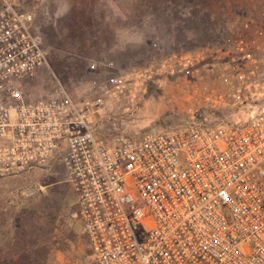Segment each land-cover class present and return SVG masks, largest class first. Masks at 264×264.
<instances>
[{"label":"built area","instance_id":"built-area-1","mask_svg":"<svg viewBox=\"0 0 264 264\" xmlns=\"http://www.w3.org/2000/svg\"><path fill=\"white\" fill-rule=\"evenodd\" d=\"M251 27L226 46L211 83L190 52L159 70L180 74L213 114L227 107V115L100 135L153 76L118 74L77 97L59 84L27 100L22 84L48 66L47 53L32 13L3 0L0 180L58 170L94 264H264V30Z\"/></svg>","mask_w":264,"mask_h":264},{"label":"rangeland","instance_id":"rangeland-1","mask_svg":"<svg viewBox=\"0 0 264 264\" xmlns=\"http://www.w3.org/2000/svg\"><path fill=\"white\" fill-rule=\"evenodd\" d=\"M9 1L32 13L47 53L48 66L22 84L27 100L59 84L77 97L118 74L153 76L114 108L116 119L104 121L100 135L115 127L138 137L227 115V107L213 114L187 79L160 74V67L190 52L211 83L226 46L239 34L249 37L245 25L264 30V0ZM73 195L58 170L1 179L0 264H94L80 223L69 218Z\"/></svg>","mask_w":264,"mask_h":264}]
</instances>
